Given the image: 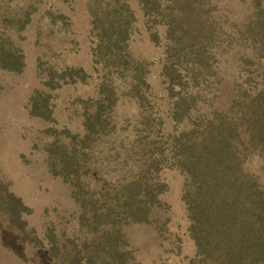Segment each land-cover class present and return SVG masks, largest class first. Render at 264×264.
I'll use <instances>...</instances> for the list:
<instances>
[{
    "label": "rangeland",
    "instance_id": "rangeland-1",
    "mask_svg": "<svg viewBox=\"0 0 264 264\" xmlns=\"http://www.w3.org/2000/svg\"><path fill=\"white\" fill-rule=\"evenodd\" d=\"M29 1L31 14L23 30L7 28L23 65L19 71L0 69V190L20 199L26 207L20 216L25 233L33 229L42 245L20 241L1 214L0 264H53L46 232L71 238L84 234L77 220L82 211L77 200H102L108 190L137 172L141 157L159 155L160 150L162 156L149 176L162 184V204L153 209L151 222L127 224L123 233L136 263H187L195 257L196 248L182 200L184 176L173 163L170 144L190 123H174L169 107L176 96L194 91L191 117L210 111L208 115L218 119L219 112L231 110L233 98L242 95L247 100L264 85V58L252 53L236 33L250 12L249 0H206L217 27L218 50L208 63L210 71L205 70L208 76L197 88L181 61H177L181 88L170 87L172 78L163 74L164 65L171 61L164 28L149 21L152 18L143 16L129 0L135 19L129 51L146 61L147 85L137 99L120 85L114 87L112 107L108 109L107 101L100 104L103 115L111 117L110 125L97 137H86L84 121L99 107L96 102L104 99L103 90L114 76L93 64L88 0H0V29L3 19L18 17ZM154 32L157 37L151 39ZM69 67L81 68L84 79L77 80L71 72L64 80L61 72ZM31 97L47 104L46 116L30 112ZM206 107L210 110L204 112ZM62 144L67 152L55 151L54 157L67 155L68 174L59 170V163L52 164L54 157L48 155L47 147L59 149ZM238 151L243 170L264 187V156L246 144H239Z\"/></svg>",
    "mask_w": 264,
    "mask_h": 264
},
{
    "label": "trees",
    "instance_id": "trees-1",
    "mask_svg": "<svg viewBox=\"0 0 264 264\" xmlns=\"http://www.w3.org/2000/svg\"><path fill=\"white\" fill-rule=\"evenodd\" d=\"M128 1L87 2L93 64L100 65L114 80L103 90L104 99L96 102L99 107L84 121L86 137L100 136L109 127L111 117L109 113L103 115L100 104L107 101L108 109L112 107L117 84L136 99L147 85L146 61L135 58L129 51L130 27L135 19ZM132 1L143 16L164 28L165 50L171 61L164 65L163 74L172 78L170 87L181 88L182 73L177 70V61L188 66L189 80L197 82L193 87L200 86L201 79L208 76L207 67L210 71L208 63L218 50L214 39L217 27L207 1ZM31 4L25 3L18 17L2 20L5 24L0 29V69L19 71L23 65L21 53L7 28L23 30L30 18ZM248 7L250 12L243 28L236 33L252 53L264 58V0H249ZM156 37V32L151 33V39ZM71 72L77 80L84 79L81 68L69 67L61 72L66 77L64 80ZM196 97L194 91L185 92L176 96L169 107L174 123L183 120L190 123L170 144L174 150L173 163L184 176L182 200L189 220V236L196 248L195 257L185 264H264V187L243 170L238 151L239 144H246L264 156V85L247 100L242 95L233 98L231 110L219 112L218 119L208 115L210 107L205 108V115L198 113L191 117ZM29 104L32 114L46 116L47 104L43 101L31 97ZM47 148L49 158L50 154L55 156V151L67 152L66 144L59 149ZM162 152L141 157L137 172L128 181L108 190L102 200H77L82 208L77 220L84 234L71 238L57 236L51 230L46 232L53 264H141L131 257L123 226L151 222L153 209L162 204L159 199L162 184L149 176ZM51 162L59 163V170L68 174L67 155L54 157ZM25 209L19 198L0 190V215H5L4 222L16 231L20 241L41 246L42 240L33 229L25 233V221L20 219Z\"/></svg>",
    "mask_w": 264,
    "mask_h": 264
}]
</instances>
